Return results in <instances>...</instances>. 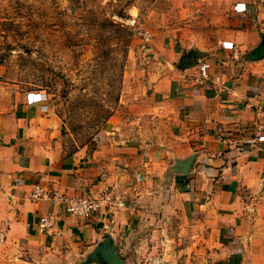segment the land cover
I'll return each instance as SVG.
<instances>
[{"label":"crops","instance_id":"crops-1","mask_svg":"<svg viewBox=\"0 0 264 264\" xmlns=\"http://www.w3.org/2000/svg\"><path fill=\"white\" fill-rule=\"evenodd\" d=\"M220 10L210 30L170 23L168 44L152 30L96 145L67 151L47 94L0 80V264H100L88 255L106 233L125 264H264V146L251 139L254 105L264 112V0ZM188 50V70L213 83L176 67ZM35 184L98 205L71 215L31 198Z\"/></svg>","mask_w":264,"mask_h":264},{"label":"rangeland","instance_id":"rangeland-1","mask_svg":"<svg viewBox=\"0 0 264 264\" xmlns=\"http://www.w3.org/2000/svg\"><path fill=\"white\" fill-rule=\"evenodd\" d=\"M221 8L222 0H0V80L47 94L67 151L96 145L123 77L151 52L127 20L135 17L168 44L170 23L210 30Z\"/></svg>","mask_w":264,"mask_h":264},{"label":"built area","instance_id":"built-area-1","mask_svg":"<svg viewBox=\"0 0 264 264\" xmlns=\"http://www.w3.org/2000/svg\"><path fill=\"white\" fill-rule=\"evenodd\" d=\"M245 9V8H244ZM127 25L130 27V31L133 35L138 36L142 42V47L150 52L151 40L153 38L152 31L142 26L135 17L127 20ZM185 77L191 78L196 83H213V76L203 68H198L194 71H189L188 69L180 70ZM256 112V121L254 128L252 130V145L260 144L264 146V112L260 105H254ZM30 197L38 199H49L52 201L60 202L64 205L65 211L71 215L75 216H88L93 209H96L98 202L89 199L84 196H66L57 190H45L39 184H35L32 191L30 192ZM49 224V219L46 216L41 217L40 226L43 228ZM160 257H151L150 261L152 263H161Z\"/></svg>","mask_w":264,"mask_h":264},{"label":"water","instance_id":"water-1","mask_svg":"<svg viewBox=\"0 0 264 264\" xmlns=\"http://www.w3.org/2000/svg\"><path fill=\"white\" fill-rule=\"evenodd\" d=\"M196 63L193 50H188L176 64L180 70L191 68ZM189 163V160L185 165ZM183 172L187 171L186 166L182 168ZM98 261L100 264H125V261L119 256L116 245L110 234L106 233L103 239L95 246L88 255V262Z\"/></svg>","mask_w":264,"mask_h":264},{"label":"trees","instance_id":"trees-1","mask_svg":"<svg viewBox=\"0 0 264 264\" xmlns=\"http://www.w3.org/2000/svg\"><path fill=\"white\" fill-rule=\"evenodd\" d=\"M118 100H119V98L117 99V101H118ZM113 110H114V108H112L111 110H109V112H108L106 118H108V117L111 115V113L113 112Z\"/></svg>","mask_w":264,"mask_h":264}]
</instances>
